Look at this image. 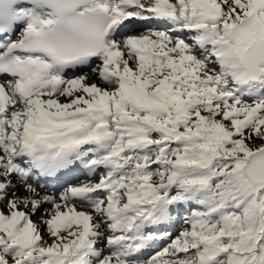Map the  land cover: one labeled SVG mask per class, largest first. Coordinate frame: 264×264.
<instances>
[{
    "label": "snow or ice",
    "instance_id": "6c2138e0",
    "mask_svg": "<svg viewBox=\"0 0 264 264\" xmlns=\"http://www.w3.org/2000/svg\"><path fill=\"white\" fill-rule=\"evenodd\" d=\"M0 264H264V0H0Z\"/></svg>",
    "mask_w": 264,
    "mask_h": 264
},
{
    "label": "bare ground",
    "instance_id": "6f19581e",
    "mask_svg": "<svg viewBox=\"0 0 264 264\" xmlns=\"http://www.w3.org/2000/svg\"><path fill=\"white\" fill-rule=\"evenodd\" d=\"M143 27L142 26H137V34L140 32V31H143ZM80 179H84L83 175L80 176ZM180 227L179 223H177L175 225V229H178ZM147 255V254H146Z\"/></svg>",
    "mask_w": 264,
    "mask_h": 264
}]
</instances>
